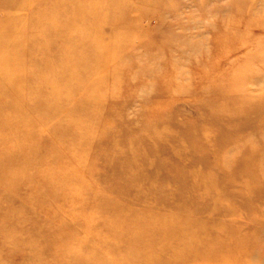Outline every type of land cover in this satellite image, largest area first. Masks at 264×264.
I'll return each instance as SVG.
<instances>
[{"label":"rangeland","instance_id":"374dc122","mask_svg":"<svg viewBox=\"0 0 264 264\" xmlns=\"http://www.w3.org/2000/svg\"><path fill=\"white\" fill-rule=\"evenodd\" d=\"M118 4L146 16L136 33L110 36L102 107L89 108L92 86L62 95V114L79 115L58 125L31 105L51 95V70L39 78L45 92L0 79V264H102L106 253L135 264L149 246L122 238H250L246 264H264V0ZM90 128L89 153L68 158L65 132ZM133 151L151 191L116 170ZM230 202L236 214L224 210ZM190 259L177 262L198 264Z\"/></svg>","mask_w":264,"mask_h":264},{"label":"bare ground","instance_id":"6f19581e","mask_svg":"<svg viewBox=\"0 0 264 264\" xmlns=\"http://www.w3.org/2000/svg\"><path fill=\"white\" fill-rule=\"evenodd\" d=\"M116 1V4L106 5L97 0H0V12H4V16L0 18V79L9 80L13 83L12 88L18 84L23 87L31 85L45 92L46 88L39 78L45 71L51 70V92L49 91L51 95L43 93L39 100L31 101V105L33 111L41 116L40 118L47 114L52 116L53 121L58 125L66 124L67 121L73 120V116L76 118L79 115L75 111L73 114L68 112L62 114V110H65L62 95L78 96L83 90L92 86L95 91L89 99V108L96 110L98 109L96 106L102 107L107 98L103 92L99 93V89L105 86L102 75L108 73L107 56L111 49L115 48L110 36L117 38L124 32L136 33L142 29L141 20L146 16L141 12L134 15L133 10H127V7L118 4L130 0ZM94 50L103 51L101 58L95 56ZM10 55L12 56L9 60ZM80 59H83V62H78ZM15 64L18 66L14 67ZM98 68H101L102 72L99 76ZM80 113L83 117L81 119H85L87 124L94 123L90 121L92 119L90 112L84 110ZM92 132V128L86 133L75 135L65 132L68 140L72 135L74 136V141L69 142V150L66 149L68 158L71 159L75 155L74 152H79L81 157L89 153L92 146L87 142L85 135ZM153 141L157 154L163 153L162 134L156 136ZM45 150L41 147L38 151L41 153ZM132 153L131 166L127 165L129 160L121 157L120 165L118 164L116 170L131 176L132 182H139L142 184L141 187L151 191L149 175H146L149 167L141 159H136L138 156L136 152ZM157 154L155 153L156 156ZM155 164V170L162 169L161 164L158 162ZM236 208L240 209L241 206H235L230 202L226 204L224 210L236 214ZM208 239L209 244L204 246L199 244L201 241L198 238H191L189 242L172 241L168 238H122L121 241L127 244L146 243L149 246L141 249L144 257L135 264H156L157 261L160 263L162 261L161 264H164V257H168L167 264H178L181 262H177L178 257L183 259L184 256L199 264L220 255L231 256L232 264H246L251 249H254V245L251 247L250 238ZM257 247L264 250V243H259ZM31 257L37 259L35 253ZM89 258L92 260L90 256ZM96 258L102 260V264H115L112 263L110 253ZM116 264H127V262Z\"/></svg>","mask_w":264,"mask_h":264}]
</instances>
